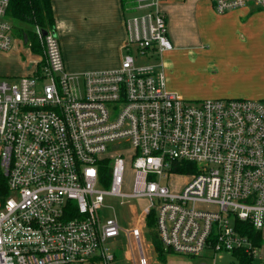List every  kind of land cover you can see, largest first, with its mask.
Wrapping results in <instances>:
<instances>
[{"label":"built area","instance_id":"1","mask_svg":"<svg viewBox=\"0 0 264 264\" xmlns=\"http://www.w3.org/2000/svg\"><path fill=\"white\" fill-rule=\"evenodd\" d=\"M123 1L119 67L70 73L55 31L36 27L43 55L34 71L0 77V264H118L122 229L105 215L107 198L145 199L141 219L154 214L164 250L215 258L257 249L238 223L263 236L264 99L170 92L161 59L173 49L168 0ZM210 2L217 14L264 11V0ZM8 8L0 0L5 52L23 42ZM191 163L196 173L174 170ZM180 175L187 182L172 190ZM126 233L148 264L140 229Z\"/></svg>","mask_w":264,"mask_h":264},{"label":"crops","instance_id":"2","mask_svg":"<svg viewBox=\"0 0 264 264\" xmlns=\"http://www.w3.org/2000/svg\"><path fill=\"white\" fill-rule=\"evenodd\" d=\"M51 4L54 31L68 72L120 66L126 39L122 0H51ZM163 10L173 44V49L161 58L170 92L196 100L264 98V88L251 84L262 66L254 37L256 32L264 34L263 10L217 14L210 0H168ZM81 33L86 38L84 46L95 42L100 48L97 57L86 62L77 52L76 39ZM34 68L27 67L25 75ZM14 77L19 76L8 78ZM206 255L204 259L213 263L218 257Z\"/></svg>","mask_w":264,"mask_h":264},{"label":"rangeland","instance_id":"3","mask_svg":"<svg viewBox=\"0 0 264 264\" xmlns=\"http://www.w3.org/2000/svg\"><path fill=\"white\" fill-rule=\"evenodd\" d=\"M76 39L78 46L77 52L79 59L82 62L90 61V59L96 58L99 53V46L97 43L92 42L87 47L84 46L85 36L81 33ZM61 38V37H60ZM255 44L258 45L256 52L258 58L260 57L261 69L256 74V79L251 83L254 88H264V34L256 32ZM63 44V38H61ZM40 56L32 52L23 42L20 40L16 42L12 51L5 52L0 51V76L10 77L11 75L24 76L26 74V68H32L36 65ZM149 63L150 60L143 58L138 59V63ZM5 77L8 81L11 78ZM189 101H199L196 99L185 98ZM263 100L264 98H257L252 100ZM125 180L127 184H130L132 180V172L128 169L125 174ZM187 176H174L170 179V188L178 191L187 182ZM164 184H167L164 182ZM128 189V186L125 187ZM120 198H107L106 205L109 206L106 211V217H116L121 227L120 246L114 245L113 249L116 251L118 258H122L118 264H139L140 252L139 248L135 244L133 237L130 238V242L127 238L126 231H132L134 228H139L141 232V243L143 252L147 259L148 264H239L237 259L232 253H221L216 257L215 263L212 260H206L207 257L204 253L198 257H188L179 255L176 253L167 254L166 260H160L158 253L155 251L150 241L149 229L145 222L141 219V209L146 206L145 199H131L128 204H120ZM221 258V259H220ZM212 259V258H208ZM252 264H264V233L262 246L257 248L253 255Z\"/></svg>","mask_w":264,"mask_h":264},{"label":"trees","instance_id":"4","mask_svg":"<svg viewBox=\"0 0 264 264\" xmlns=\"http://www.w3.org/2000/svg\"><path fill=\"white\" fill-rule=\"evenodd\" d=\"M125 2L122 0V8H124ZM8 17L12 20L15 26V33L17 37L23 40L27 38V47H30L32 52L38 54L40 57L43 55V46L36 34V27L43 29L44 31L55 29V17L53 14V8L51 0H9ZM30 44V46H28ZM41 69L40 63L37 65ZM175 171H181L186 173H196V165L185 164L184 167H177ZM241 228L244 229L243 233L252 239L255 247L260 248L262 246L263 236L262 233L256 231L248 224L238 223ZM146 225L149 229V236L151 244L155 251L158 253L160 260H166V256L169 253H173L170 250H164L158 239V233L156 231L155 216L152 213L146 219ZM240 264H252L253 255L247 253L245 250L236 251L233 253Z\"/></svg>","mask_w":264,"mask_h":264},{"label":"water","instance_id":"5","mask_svg":"<svg viewBox=\"0 0 264 264\" xmlns=\"http://www.w3.org/2000/svg\"><path fill=\"white\" fill-rule=\"evenodd\" d=\"M44 33H46V31H44ZM24 43L27 44V38H24Z\"/></svg>","mask_w":264,"mask_h":264}]
</instances>
